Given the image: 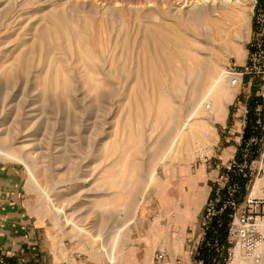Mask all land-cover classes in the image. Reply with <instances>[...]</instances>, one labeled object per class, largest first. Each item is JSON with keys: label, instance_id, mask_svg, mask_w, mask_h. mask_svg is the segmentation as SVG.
<instances>
[{"label": "rangeland", "instance_id": "374dc122", "mask_svg": "<svg viewBox=\"0 0 264 264\" xmlns=\"http://www.w3.org/2000/svg\"><path fill=\"white\" fill-rule=\"evenodd\" d=\"M163 1L0 0V153L11 157L0 162L27 172L38 224L88 264H161L159 254L179 249L195 255L205 214L182 243L180 220L170 219L192 179L180 170L212 164L204 178L223 187L241 147L251 154L247 116L264 113V0H239L246 7L238 16L222 6L206 29L191 21L192 1L171 17ZM251 59L255 71L240 87L226 74L224 93L208 97L212 66L227 73ZM189 117L210 144L193 147L200 156L182 151L163 162ZM261 167L256 192L264 158ZM237 252V264H250Z\"/></svg>", "mask_w": 264, "mask_h": 264}, {"label": "crops", "instance_id": "0c3cea01", "mask_svg": "<svg viewBox=\"0 0 264 264\" xmlns=\"http://www.w3.org/2000/svg\"><path fill=\"white\" fill-rule=\"evenodd\" d=\"M212 167V164L201 165L197 172L193 167L180 170V173L191 177L188 195L184 196L181 202L173 207L176 216L171 220H180L181 237L177 240L182 243L185 239L192 240L198 232V220L205 214L207 201L215 195L217 185H209L204 178L205 172ZM203 180L202 187L196 191L194 187ZM197 182V183H196ZM186 184V183H185ZM27 172L19 165L0 162V258H4L8 264H88L81 260L80 256L73 254L65 247L50 241V231L47 224L39 225V219L33 215L32 199L27 191ZM204 198V199H203ZM200 200L199 209L196 212L193 202ZM181 203L184 208H180ZM198 202L196 203V207ZM184 215L185 217H182ZM185 238V239H184ZM229 246H227L228 248ZM219 253L220 249L212 248ZM160 255V254H159ZM158 255V256H159ZM164 258L161 264H218L216 261H209L205 254L191 255L185 249L163 253Z\"/></svg>", "mask_w": 264, "mask_h": 264}, {"label": "built area", "instance_id": "2783aa9c", "mask_svg": "<svg viewBox=\"0 0 264 264\" xmlns=\"http://www.w3.org/2000/svg\"><path fill=\"white\" fill-rule=\"evenodd\" d=\"M259 44L253 45L255 53L259 51ZM253 55V54H252ZM256 64L250 60L244 69H236L235 67H228L226 74L232 87H240L246 74H253ZM210 109V106H207ZM246 114L249 113L246 111ZM257 119L256 124L264 131V113L261 108L257 107L254 111ZM248 119V116H247ZM249 126V119L244 126L246 129ZM255 129L257 127L255 126ZM250 151L252 146L263 145L262 150L259 149V154L256 158H252V152L248 154L243 153L240 158L234 159L230 168H225V185L218 187L215 191V196L208 200V205L205 207V217L202 223L203 238L200 242L197 252L206 239L207 233L210 229L212 220L223 214L225 211H230V222L228 224L227 255L225 263L228 264L235 257V250L242 251L245 259L253 264H261L264 261V187L260 191H254L256 178H254L253 170L258 168L261 171V166L264 158V135L261 138L253 136L248 140ZM262 151V153H261ZM261 160L259 162V158ZM233 178L246 180L245 195L241 196L243 188L240 182L233 181ZM252 185V190L249 191ZM213 210V211H212ZM218 245L217 241L214 244ZM224 250V247L221 248ZM164 258L163 253L158 256L159 260ZM0 264H8L4 258H0Z\"/></svg>", "mask_w": 264, "mask_h": 264}, {"label": "bare ground", "instance_id": "6f19581e", "mask_svg": "<svg viewBox=\"0 0 264 264\" xmlns=\"http://www.w3.org/2000/svg\"><path fill=\"white\" fill-rule=\"evenodd\" d=\"M190 1H192V4L194 5V9H197V11L195 13L192 14V22L193 24L197 25L198 27L202 26V27H205L206 28H210L212 27V22L210 21V17L215 15V13L218 12V10L220 9V7L222 6H230L231 9H232V13L233 15H236L238 16L244 9H245V5L244 4H240V1L239 0H236L235 3H233V0H164L163 1V12L166 16L168 17H171V15L175 14L176 11L179 9V11H182L181 10V7L183 5H188L190 3ZM250 2L251 1H255V0H249ZM241 5V6H239ZM175 8V10H174ZM177 9V10H176ZM178 11V12H179ZM183 13V14H182ZM180 14V16H185L187 14L184 13V11ZM179 15V14H178ZM177 15V16H178ZM188 16V15H187ZM173 17V16H172ZM214 17V16H213ZM54 20V18H53ZM185 21V20H184ZM191 22V23H192ZM184 24V23H183ZM185 25V24H184ZM215 26V25H214ZM213 26V27H214ZM217 26V25H216ZM188 27V26H187ZM186 29V28H185ZM189 30H187L188 32ZM192 31V30H191ZM189 31V32H191ZM194 31V30H193ZM188 32V33H189ZM195 32V31H194ZM198 32V31H197ZM46 33V32H45ZM186 34V33H185ZM194 34V33H193ZM192 34V35H193ZM191 35V34H190ZM198 36V35H197ZM103 44V43H102ZM163 45V44H162ZM102 48V47H101ZM174 48V47H173ZM180 49V48H179ZM192 51V50H191ZM234 52V51H233ZM239 53V52H238ZM198 55V54H197ZM190 57V56H189ZM195 58V57H194ZM197 58V56H196ZM213 59V58H212ZM196 60V59H195ZM189 61V60H188ZM192 61V59H191ZM190 62V61H189ZM202 62V60H201ZM196 63V62H195ZM200 63V62H199ZM214 64V63H213ZM199 65V64H198ZM195 64V66H198ZM211 65V64H210ZM215 66V64H214ZM209 67V66H207ZM211 67V66H210ZM209 67V68H210ZM213 67V66H212ZM213 69V74H212V77L209 78L211 79V83H210V90H208V97L213 94V93H224V90L226 89V87H223L221 85V83H223L224 81L223 80V77L226 75L225 72H222L223 70H219L216 66ZM200 68V66H199ZM164 69V68H163ZM155 70V69H154ZM195 70V69H193ZM150 71V70H149ZM211 72V73H212ZM210 73V74H211ZM197 74L199 76V78L202 76V74H206L205 72V66H201V68L199 69V71L197 70ZM111 76V75H110ZM143 76V75H142ZM193 77V76H192ZM209 77V76H208ZM228 79V77H227ZM188 80V79H187ZM227 82V81H226ZM228 82H229V79H228ZM190 83V82H189ZM230 83V82H229ZM196 85V84H194ZM195 88V87H194ZM206 98V96H205ZM204 99V98H203ZM192 102V101H191ZM203 103V102H202ZM183 106V105H182ZM210 106V109H211V105ZM171 109V108H170ZM180 109V108H178ZM197 109V108H196ZM174 111V110H173ZM181 111V110H180ZM179 112V111H178ZM177 112V113H178ZM172 113V112H171ZM195 113V112H194ZM179 114V113H178ZM193 114V113H192ZM185 115V114H184ZM173 116V115H172ZM180 116V115H179ZM178 116V117H179ZM194 117V115H192ZM181 119V118H180ZM186 119V118H185ZM193 118L192 117H189L187 120H185V123L184 125L181 127V130H180V133L178 134L179 136H176L175 138H173L174 140L173 141H170V142H167L166 143V146L164 144V146L166 147V150H165V154L162 153L163 155V158H162V161L164 162L167 158L171 157V156H178L180 152L182 151H185L186 153L188 152L189 154H194V157L195 156H200L202 155L201 153V150L199 151V149H195L196 151L194 152V148L193 147H197L199 145H206V144H210V142H207V141H202V139H206L207 138V135H203L202 136V139L200 138V130L199 129H204V126L202 124L199 123H193L191 124V120ZM176 120V119H175ZM171 121V120H170ZM184 121V120H183ZM205 130V129H204ZM142 132V131H141ZM140 135V133H139ZM174 137V136H173ZM214 137V136H213ZM162 138V137H161ZM168 140V139H167ZM172 140V139H171ZM160 141V140H159ZM166 142V141H165ZM212 142V141H211ZM158 144V143H157ZM164 148V147H163ZM162 148V149H163ZM4 150V149H3ZM160 150V149H159ZM2 151V150H1ZM194 152V153H192ZM1 155L3 156H6L8 158H11L10 156L8 155H5L3 153H0ZM161 162V161H160ZM161 162V163H163ZM151 179V178H150ZM141 182L140 179L137 180L136 184L139 185ZM259 185V180L256 182L255 184V188H254V191H256L257 187ZM140 186V185H139ZM148 186V185H147ZM147 189V188H146ZM146 191V190H145ZM141 203H142V200H141ZM139 208V207H138ZM138 211V210H137ZM138 213V212H137ZM136 219V218H135ZM120 233V231L118 232V234ZM238 248L235 250V257L236 256L238 257ZM263 254H264V248H263ZM233 258V259H234ZM231 260V263L230 264H237V258ZM244 262L241 261V263L239 264H243ZM264 263V262H263ZM261 263V264H263ZM250 264H253V263H250Z\"/></svg>", "mask_w": 264, "mask_h": 264}, {"label": "trees", "instance_id": "16d2710c", "mask_svg": "<svg viewBox=\"0 0 264 264\" xmlns=\"http://www.w3.org/2000/svg\"><path fill=\"white\" fill-rule=\"evenodd\" d=\"M251 106L253 105V101L251 102ZM252 113H254V110H252ZM252 117V119H251ZM249 118V126L245 129V135L244 140H249L253 136H256L258 138H261L264 135V132L262 130H255L252 129L256 124V117L250 115ZM264 121V120H263ZM259 145H255L251 147L252 152V158H256L259 154ZM242 147L237 153V158H240L242 156ZM233 181L240 182L241 187L243 188V191L241 193L240 197H243L245 195V188H246V180L242 179H236L233 178ZM215 195H213L210 199L214 198ZM230 211H225L223 214L216 216L211 223L210 229L207 233L206 239L203 242L202 246L200 247L198 253L205 254L207 257H209V261H216L218 264H226L225 258L227 255V235H228V224L230 222ZM217 241L218 245L215 246V242ZM224 247V250H221V248ZM212 248H218L220 249L221 253L218 251L212 249ZM211 261V262H212ZM217 264V263H216Z\"/></svg>", "mask_w": 264, "mask_h": 264}]
</instances>
